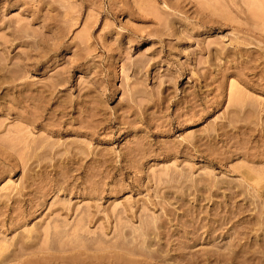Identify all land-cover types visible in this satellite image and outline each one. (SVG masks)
Returning a JSON list of instances; mask_svg holds the SVG:
<instances>
[{
	"label": "rangeland",
	"instance_id": "obj_1",
	"mask_svg": "<svg viewBox=\"0 0 264 264\" xmlns=\"http://www.w3.org/2000/svg\"><path fill=\"white\" fill-rule=\"evenodd\" d=\"M0 254L264 264V0H0Z\"/></svg>",
	"mask_w": 264,
	"mask_h": 264
},
{
	"label": "bare ground",
	"instance_id": "obj_2",
	"mask_svg": "<svg viewBox=\"0 0 264 264\" xmlns=\"http://www.w3.org/2000/svg\"><path fill=\"white\" fill-rule=\"evenodd\" d=\"M176 32H177V31H176ZM180 33H181V32H180ZM241 43H242V42H241ZM55 49H56V48H55ZM244 49H245V48H244ZM161 50H162V49H161ZM227 50H228V49H227ZM227 50H226V51H227ZM245 50H246V49H245ZM238 51H239V50H238ZM242 51H244V50H242ZM221 53H222V52H221ZM223 53H224V52H223ZM23 54H24V53H23ZM21 56H22V55H21ZM24 57H25V56H24ZM22 58H23V57H22ZM26 58H27V57H26ZM26 60H27V59H26ZM22 61H23V60H22ZM254 63H255V61H254ZM32 64H33V63H32ZM34 65H35V64H34ZM37 66H38V65H37ZM243 66H244V65H243ZM22 67H23V66H22ZM31 67H32V66H31ZM245 68H246V67H245ZM242 69H243V68H242ZM244 70H245V69H244ZM237 71H238V70H237ZM61 78H62V77H61ZM59 80H60V79H59ZM61 80H62V79H61ZM65 82H66V81H65ZM24 85H25V84H24ZM49 86H50V85H49ZM24 87H25V86H24ZM26 87H27V86H26ZM47 87H48V86H47ZM50 87H51V86H50ZM30 90H31V89H30ZM54 91H55V90H54ZM111 91H112V90H111ZM21 92H22V91H21ZM21 92H20V93H21ZM37 92H38V91H37ZM37 92H36V93H37ZM40 92H41V91H40ZM43 92H45V90H44V91L42 90V94H43ZM47 92H49V91H47ZM51 92H52V90H51ZM38 93H39V92H38ZM31 94H32V93H31ZM39 94H40V93H39ZM48 94H51V93L49 92ZM133 94H134V92H133ZM21 95H22V94H21ZM46 95H47V94H46ZM54 96H55V95H54ZM132 96H133V95H132ZM42 97H44V95H43ZM46 97H48V96H45L44 98H46ZM55 97H56V96H55ZM39 98H41V97L39 96L38 99H39ZM31 99H32V98H31ZM42 99H43V98H42ZM52 99H53V98H52ZM56 99H57V98H56ZM43 100H44V99H43ZM39 102H40V101H39ZM41 102H42V100H41ZM46 103H47V102H46ZM83 106H84V105H83ZM128 106H129V105H128ZM42 107H44V106H42ZM89 108H90V107H89ZM93 108H95V107H93ZM41 109H42V108H41ZM87 109H88V108H87ZM87 109H86V110H87ZM59 112H60V111H59ZM93 112H94V111H93ZM88 113H89V112H88ZM59 114H60V113H59ZM91 115H92V114H91ZM37 116H38V115H37ZM39 116H40V115H39ZM64 116H65V115H64ZM88 116H89V115H88ZM88 116H87V117H88ZM61 117H62V116H61ZM85 117H86V115H85ZM89 117H90V116H89ZM22 118H23V117H22ZM32 119H33V118H32ZM35 119H36V118H35ZM58 119H59V118H58ZM58 119H57V120H58ZM90 119H91V118H90ZM36 120H37V119H36ZM59 120H60V119H59ZM26 121H27V120H26ZM33 121H34V119H33ZM59 122H60V121H59ZM90 122H91V121H90ZM31 123H32V122H31ZM33 123H34V122H33ZM64 123H66V122H64ZM57 125H58V124H57ZM49 126H50V125H49ZM93 126H94V125H93ZM60 127H61V126H60ZM87 128H88V127H87ZM64 129H65V128H64ZM66 129H67V128H66ZM67 133H68V132H67ZM31 140H32V139H31ZM189 141H191V140H189ZM25 143H26V142H25ZM25 143H24V144H25ZM71 143H72V142H71ZM27 144H28V143H27ZM40 144H41V143H40ZM51 144H52V143H51ZM190 144H192V143L190 142ZM33 145H34V144H33ZM41 145H42V144H41ZM24 146H25V145H24ZM39 146H40V145H39ZM43 146H44V145H43ZM31 147H32V145H31ZM34 147H35V145H34ZM48 147H49V146H48ZM25 148H27V147L25 146ZM36 148H37V147H36ZM50 148H51V147H50ZM28 149H29V148H28ZM47 149H48V148H47ZM26 150H27V149H26ZM29 150H30V149H29ZM29 150H28V151H29ZM50 150H51V149H50ZM28 151H27V152H28ZM48 151H49V150H48ZM58 151H59V150H58ZM60 151H61V150H60ZM30 152H31V151H30ZM68 152H69V151H68ZM47 153H48V152H47ZM49 153H50V152H49ZM49 153H48V154H49ZM62 153H64V152H62ZM30 154H31V153H30ZM45 154H46V153H45ZM68 154H69V153H68ZM35 155H36V154H35ZM65 155H66V154H65ZM66 156H67V155H66ZM70 156H71V155H70ZM78 156H80V155H78ZM38 157H39V156H38ZM68 157H69V156H68ZM78 161H79V160H78ZM69 163H70V162H69ZM39 165H40V164H39ZM30 166H31V165H30ZM58 236H59V235H58ZM27 244H28V243H27ZM22 245H23V244H22ZM26 246H27V245H26ZM26 246H25V247H26ZM19 247H20V246H19ZM25 247H24V249H25ZM27 247H28V246H27ZM27 247H26V248H27ZM29 247H30V246H29ZM29 247H28V248H29ZM21 248L23 249V246H21ZM19 250H21V249H19ZM19 250H16V251L18 252ZM25 250H26V249H25ZM3 251H4V250H3ZM1 252H2V251H1ZM4 252H5V251H4ZM11 252H12V251H11ZM13 252H14V251H13ZM6 253H7V252H6ZM17 254H18V253H17ZM20 254H21V253H20ZM1 255H2V254H0V256H1ZM11 255H12V254H11ZM2 256H3V255H2ZM14 256H15V255H14ZM18 256H19V255H18ZM18 256H17V257H18ZM5 257H7V256H5ZM9 257H11V256H9ZM12 258H13V257H12ZM14 258H15V257H14ZM3 259L6 260L4 257H3ZM3 259L0 257V261H1V260L3 261ZM2 261H1V262H2ZM1 262H0V263H1ZM5 262H6V261H5ZM3 263H4V262H3ZM26 263H27V262H26ZM4 264H5V263H4ZM20 264H21V263H20ZM107 264H108V263H107ZM121 264H122V263H121ZM126 264H127V263H126ZM138 264H139V263H138ZM143 264H144V263H143ZM156 264H157V263H156Z\"/></svg>",
	"mask_w": 264,
	"mask_h": 264
}]
</instances>
